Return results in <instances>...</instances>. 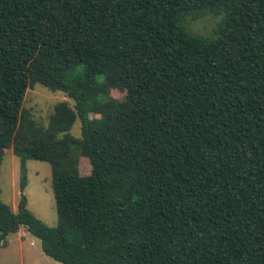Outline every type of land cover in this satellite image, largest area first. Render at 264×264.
<instances>
[{"label": "trees", "instance_id": "obj_1", "mask_svg": "<svg viewBox=\"0 0 264 264\" xmlns=\"http://www.w3.org/2000/svg\"><path fill=\"white\" fill-rule=\"evenodd\" d=\"M208 16L213 35L188 29ZM35 84L73 104L46 128L22 107ZM7 149L2 246L22 227L61 264H264V0H0V166ZM28 160L55 227L27 207Z\"/></svg>", "mask_w": 264, "mask_h": 264}, {"label": "rangeland", "instance_id": "obj_2", "mask_svg": "<svg viewBox=\"0 0 264 264\" xmlns=\"http://www.w3.org/2000/svg\"><path fill=\"white\" fill-rule=\"evenodd\" d=\"M219 19L205 17L188 25V29L201 36H211L216 29ZM110 95L117 99H124V92L112 90ZM59 102H67L70 107L72 102L61 92H52L47 88L35 84L30 87L24 97L23 110L26 111L34 124L46 128L53 113L54 106ZM93 115H90L92 118ZM97 117V116H96ZM70 133L76 139L80 138L81 125L77 118L70 129ZM77 170L80 176L90 174L91 168L88 160L78 158ZM27 183L23 191L27 199V207L30 212L48 227H55L57 216L55 211L54 196L51 187L49 164L45 162L28 160L26 162ZM20 168L19 159L11 149L4 151L0 166V199L9 205L13 211L20 197L19 190ZM0 264H61L47 257L41 250L40 241L25 228L9 234L5 240V246L0 244Z\"/></svg>", "mask_w": 264, "mask_h": 264}]
</instances>
